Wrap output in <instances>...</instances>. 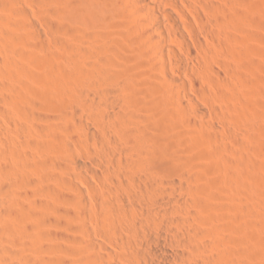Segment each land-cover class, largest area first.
Listing matches in <instances>:
<instances>
[{
	"label": "bare ground",
	"instance_id": "1",
	"mask_svg": "<svg viewBox=\"0 0 264 264\" xmlns=\"http://www.w3.org/2000/svg\"><path fill=\"white\" fill-rule=\"evenodd\" d=\"M7 1L8 5L1 0V7H15L12 9L19 14L20 23L36 41L29 42L27 36L17 34L24 45L18 49L15 42L19 38L13 39L11 31V37L2 35L0 20V34L4 36H0V47L8 59L3 64L8 71L2 75L0 68V264H264V254L250 247L252 232L259 233L258 228L240 209L231 206L238 199L234 189L245 184L241 163H232L223 179L210 176L213 163L208 153L221 154L207 142L215 140L217 134V126L207 119L208 110L217 114L225 103L213 95L209 101L208 93L198 90V98L207 103L206 115L192 95L183 99L186 82L182 75L169 70L167 60L169 50L174 54L170 62L176 60L182 72L191 71L195 86L205 74H215L218 79L216 67L207 60L211 52L207 59L208 54L200 57L203 70L196 71L171 46L169 40L177 38L188 54L195 51L186 36L187 24H182L186 20L177 10V2L196 13L203 30L218 36L214 22L225 29L233 26L238 34L231 32L239 37L226 35L228 41L247 39L251 46L264 51V0H97L95 4L89 0L101 8L94 18L97 26L93 23L92 28L76 20L88 0ZM41 19L67 36L62 44L66 65L52 52L49 54L53 56L37 54L39 47L48 51L53 48ZM190 28L201 47L203 37L194 26ZM117 33L133 44L129 54L126 50L125 60L115 58L114 46H83L89 40H116ZM262 59L254 57L248 63L249 81L259 80L256 72L264 68ZM76 72L80 77L74 78ZM130 74L135 78L134 83L131 79L132 88L126 82ZM66 78L75 92L76 106L71 110L58 106L64 108L61 118L65 121L52 123L51 119L59 115L51 118L47 114L54 108L45 109L47 114L43 110L49 95H57L58 80ZM86 78L96 79L97 91L86 86ZM263 82L258 84L262 86ZM10 101L22 105L17 114L34 121L32 129L39 137L32 143L19 131L17 140L10 137L11 126H19L11 124ZM233 103L238 115L247 116L243 105ZM189 109L192 114L187 113ZM85 112L90 120H77V114ZM181 124L190 131L183 134ZM67 141L84 150L85 160L74 156L71 165L40 154L43 147L59 148ZM32 170L38 174L34 177L36 189L28 187L23 178ZM88 178L96 184L89 183ZM201 178H207L214 188L206 187L203 193L199 190L198 196ZM247 213L250 218L254 216L253 210Z\"/></svg>",
	"mask_w": 264,
	"mask_h": 264
},
{
	"label": "rangeland",
	"instance_id": "2",
	"mask_svg": "<svg viewBox=\"0 0 264 264\" xmlns=\"http://www.w3.org/2000/svg\"><path fill=\"white\" fill-rule=\"evenodd\" d=\"M218 1H220V0H218ZM254 1H258V0H254ZM259 1H261V0H259ZM6 2H7V5H8V1L7 0H6ZM92 2L95 4L98 1L97 0H93ZM1 3H3V2H1ZM94 4L91 5L90 1L88 0L87 3L84 4V6H83L84 10L83 9L82 10L84 12H81V14H79L77 16V18H76V20H78L79 23L84 21V25L87 26L88 28L94 27V24H95V26H97V23H96L97 21L94 18H95V16H98L100 14V11H99L100 7H98V4L95 5V6H94ZM183 5H182V3L177 2V10L179 11V13H181L180 15L183 16V18L187 22V23L185 22V24L182 23L183 26L187 24L186 27L184 26L186 28V30L184 28L183 29L185 31H187V32H185L186 36L189 39V42L191 43V46H193L192 49H193V51L195 50L194 52L196 53L197 57H196L194 52L192 54H188L186 49L185 48L183 49L181 47L179 39L172 38V40H169V42H171L170 43L171 46L177 52L176 54L179 57H181L182 59H184L186 62H188V64L190 63L189 64L190 68H192L194 70H196L197 68L200 69V70L198 69L199 71L203 70V68H201V65H200L202 59L201 60H199V59H200V57L202 55L206 56L208 54L206 57L203 56V57H205L207 59V57L209 56V52H211V54H210L211 58L208 57L207 60H209V62L212 61V62H210V64H211V66L213 68L216 67V69L214 68V70H217L216 71L217 72L216 75H218V79H216L215 74L212 75V76L211 75L208 76L206 74L205 75L201 74L202 76H200V74H199V76H200L199 77V81L200 82H199L198 85L195 86V84L193 82H191V81H193V77H192V74H191L192 72L191 71L188 72V73H190V75H189L188 73H186L184 71L182 72L181 70H179V66H178L176 60L173 63L170 62L169 58L171 56H174V54L171 51H169V50L167 51V54H168L167 57H169V58H167V60L169 62L168 63V67H169V70L171 72H173L175 75H179V76L182 75L181 77L186 82V93L184 95L182 94V96L184 97L183 99H187L186 95H188V96L192 95L191 97H193L197 102L199 101V104L201 105V107L204 110H206L205 111L206 115L209 112V114L207 116V119H209V121H211V122L213 121L212 123H214V126L215 125L217 126V127L215 126L216 127L215 131L217 132V134L215 133V137L216 138L213 137L215 140L212 141V138L211 139H207L208 141L206 140L212 146V148L218 149V151L221 154V157H219V156L215 155L214 153H211V152L208 153L207 152L209 154V156H210L211 162L213 163V164L211 163L213 168L211 170L212 173H210L211 174L210 176L212 178H213V176L216 177L214 179H221V178L223 179L225 177V175L228 174L227 171H229L232 168V166H234V165H232V163H234L235 165H237V164L239 165L241 163L240 166H242L243 169H244V170L243 169H241V170H243L245 172L244 173L243 171L240 170L241 176L243 177L242 180L245 181V182L242 181V185L244 183L245 184L243 185L244 187L240 186L241 188L239 186H237V188L234 187L235 188L234 190H235V193H237L236 196H237L238 199H235L234 203L232 202L233 199H232V201L230 200V204L232 202L233 205H231V206H233V209L234 210L235 209L236 210L240 209L241 211L239 210V212L241 214L243 213V215L246 216L247 219L249 218L248 220L251 223H253L254 226L256 225L255 227L258 228V229L257 228L256 229L259 231V233L258 232H256V233L252 232V237H251V241H250V247H251V249L254 252L263 255L264 254V202H263L264 201V131H263L264 130V95H263L264 94V85L261 84L262 86H260V84H258V81H262V82L264 81V68H262V66H261L262 70L258 69L259 71L256 72V75H257L256 79H259V80H257V82L249 81L250 78H251L250 77L251 75H249L250 74L249 70L246 69V68L248 66V63L250 61H252L254 57L261 58V59L263 58L262 61H264V51L260 50L256 45H252L251 46L247 39H243V38H240V40L230 39L228 41L226 35H228V36L231 35L232 36L233 33L238 34L233 26H229L226 29L224 27H222L223 30H221L222 28L220 26H218L217 23L214 22L215 28L217 30L219 29L218 31H219L220 34H218V36L221 35V37H218V36L212 34L211 32H209L206 29L203 30V27L200 26V24H201L200 21L198 20L197 16H195L196 13H193L194 11H191L192 9L190 7H188L186 5L183 6ZM8 7L4 8L3 6L1 7V5H0V8H1L0 9V15H1L0 16L1 17L0 20H1V25H3L1 27L2 35H4L6 37L7 35H5V34H8V36L11 37L10 36V35H12L11 33H14L15 38H14V35H13L12 38L16 40V39L19 38V36L24 34L25 36H27V40L31 39L32 42L34 40L36 41V39L28 31V29H26L25 26H23V23L22 22L20 23L21 20H20V17L18 16L19 14L14 9H12V8H15V7H9V8ZM42 11L44 13V10H42ZM44 14H46V12ZM39 16H40V13H39ZM47 16H49V15L47 14ZM50 16H49V18H50V20H52L53 16L52 15H50ZM8 17H10V18H8ZM174 19H176V17H174ZM16 20H18L19 23ZM41 20H42V23H43L44 22L43 19H41ZM9 22H10V25H9ZM183 22H184V20H183ZM43 25H44V28H45V33L47 34V38L49 39V41H51V44L53 45V48L48 51L47 48H40L39 47V48L36 49V51L40 50V51H37V54L40 53L42 55V53L49 54V53L52 52V54H54V56L52 54H49V55H52L55 59L60 60L61 62H63V64L66 65V63H68V61L66 60L67 58L64 57L65 55L62 52L64 50V49L62 50V47L64 48L65 44H64V46L62 44L67 41V36L62 31L52 27L48 23L46 24L44 22ZM168 25H169V23H168ZM187 26H189V27H187ZM193 26H194L195 30H197V32H199V34L201 35L200 37L201 38L203 37L202 38L203 39V45L201 47L199 46V44H197V42L194 41L195 39H193L194 38L192 36L193 33H191V30H190L191 29L190 27H193ZM218 27H220V28H218ZM229 28L230 29L232 28V29L230 30ZM26 31H28V32H26ZM221 31H223V33ZM231 31L232 32L234 31V32L232 33ZM8 32H10V35H9ZM16 32H18V33H16ZM27 33L31 34V36L26 35ZM228 33H230V34H228ZM17 34L19 36H16ZM236 34H234L233 36H235ZM0 36H1V34H0ZM4 36H1V37H4ZM236 36H238V35H236ZM16 37H18V38H16ZM28 37H33V38H28ZM116 37L118 38L116 40H113L114 39L113 37H111V38L109 37V38L105 39V40H107V41L104 40L105 43L103 42V40L102 41L98 40V41H96L97 43H95L94 40H89L85 45L83 44V46H85V47H93V48L95 47V48H99V49L103 48L102 44H104L106 46H114L116 48L115 49L116 50V52H115L116 54H114L115 58L119 56V58H116V59H120V57H121V59L125 60L127 58L126 56H124V55L127 54L126 50L128 49V54H129V50H131L129 47L133 48L131 46L133 44H131V42H130L131 40L129 41V39L126 36L118 35V33H117ZM124 37L127 38V41H126V39ZM60 39H62V40H60ZM18 40H17L18 42L17 41L15 42V45H17L18 49H19V47L21 48L22 46H23L22 48H24V45L21 43L20 38ZM204 40H205L206 44H204ZM246 40H247V42H246ZM28 41L30 42V40H28ZM213 41H214V44H213ZM216 43H218V44H216ZM207 45L209 46V48L210 47L211 48L214 47V48L213 49H211V48L209 49ZM216 46H218L219 49ZM228 46H230V47H228ZM253 46H255V47H253ZM22 48H21V50H22ZM119 48H122L121 50H119L122 53L119 52L117 54V52H118L117 49H119ZM202 48L204 49V51L202 50ZM228 49H231L230 52H229ZM219 50H220V53L216 54L215 52H219ZM206 51H207V53H206ZM0 52H1L0 53V58L2 57V59H0V68L2 69L1 71H2V75H3L6 71H8V70L4 69L5 65H3L4 62L6 60H8V59L4 58V56H3L4 55V51H3V47L2 46L0 47ZM236 52H237L238 56L236 55ZM199 53H200V56L198 57ZM213 53H215V54H213ZM119 54H122V55H119ZM212 54L214 56V59H212V57H213ZM239 54H242V55L239 56ZM193 55H195V56H193ZM203 57H201V58H203ZM231 57L233 58V60H232ZM3 59H4V61H3ZM64 60H65V62H64ZM39 71H42V69L41 70L39 69ZM219 72H221V74ZM8 73L9 72H7L6 74H8ZM218 73L221 75V80L219 79L220 75ZM76 74H77L76 76H74L75 74L73 75L74 78L75 77H80L77 72H76ZM242 75H244V76H242ZM128 76L129 77H127V79H126L127 81L126 82H128L130 84H128L127 87L128 88L129 87L132 88L133 86L131 85L132 84L131 79L133 78L132 81L134 83V79L135 78H134V75H131V74L128 75ZM207 76H208V78H207ZM213 76H214V78H213ZM67 78L70 79L69 76ZM66 79L58 80L60 82L62 80L61 83L60 82L57 83V81H56L57 84L56 83L55 84L57 86L56 85L55 86L57 88V95L58 96L56 94H54V95L51 94V96L49 95V98L53 97L52 99L51 98L49 99L50 102L52 100L53 101H52V103H49V100H47V102H48L47 103L48 105L46 104L47 107L44 108V110L42 109L44 111L43 113L47 114V111L45 109H47V108H49V109L52 108L53 109L54 108L53 111H52L53 113L51 112V114H47L51 118L53 116H55L57 118V116L59 115L57 119H54V118H52L53 120L51 119V122L53 121L52 123H56V122L61 121V120L65 121L64 119L61 118V117H63L61 112L64 110V108L60 110V108H57L58 106L59 107L63 106V107H65V109L69 108L68 110H71L72 107L76 106V102H75L76 100H74V98H76V95H74L75 92L72 89L73 87L71 85V82L68 79H67V82H66ZM24 80H26V78H24ZM213 80L214 81H218L217 82L218 84H216ZM92 81H93L94 84L92 83ZM95 81H96L95 78H91V79L90 78H86V86L87 85H88L87 87L90 86L89 89H91L92 91H97L96 89H98V87H99L98 82L97 81L95 82ZM224 81H227L226 82L227 85H226V83ZM25 82H27V80ZM241 82H243V83H241ZM66 83L68 84L69 87H67ZM94 85H96V86H94ZM251 87H252V89H250ZM259 88H260V90H263V91L258 90ZM198 90L206 91V93H208L207 95H208V100L209 101L212 98V95H213V97H215V96L217 98L220 97V99L223 100V103H225V104H224L223 109H221V110L218 109L217 110V112H218L217 114L218 115L216 113L212 112V111L210 112L208 110V108L206 109V104L207 103L205 101H202L201 99L198 98V93H197V92H199ZM130 91L133 92L132 89ZM58 92H59L60 95L58 94ZM262 92H263V94H262ZM123 93L125 94L127 92L125 91ZM128 94L130 95V93H128ZM64 97H66L67 99L66 98L64 99ZM72 100H74V101H72ZM129 100H130V97H129ZM233 100L235 102H238L239 104H241V105H243L245 107V109L247 110V116L242 117V116L237 114V112H236L237 107L233 103ZM12 101H10V113H11L10 115H11V117H12V119L14 121H12L11 124L12 125L15 124L16 126L18 124L19 126L15 127V126H11V124H10L11 130H13V131H11V133H12L11 135L12 136L10 135V137H12L13 141H14V139L17 140V138H15V137H17L16 134L19 133V135L22 134L23 136L27 137L29 139V141H28L29 143H32L34 141V139L37 138V136L39 137L37 132H33V129H32L34 121H32L31 119L30 120L26 119L22 115V113L17 114L20 111L19 110L20 108H18V107H21L22 105H20L18 103L15 104ZM132 102H133V99H132ZM13 103H14V105H13ZM54 104H55V106H54ZM56 104H57V106H56ZM49 105L51 107H49ZM13 106L17 107L18 109L17 108L14 109L15 107H13ZM55 108H56V110H55ZM189 110L190 111H187V113L188 114H192L193 111H191V109H189ZM207 110H208V112H207ZM45 111H46V113H45ZM213 113H214V115H213ZM80 115H81L80 113L77 114V116H78L77 120L80 119V118H83V117L85 118L84 120L86 122H88L90 120V116H89L88 112H85L84 114H82L81 115L82 117ZM20 116H21L22 120L19 118ZM54 121H56V122H54ZM207 122H208V120H207ZM27 125H28V127H27ZM24 126H26V127H24ZM181 126H179V128L181 127L184 130V131H182V129H181L182 133L183 132L186 133L185 131H187V130H188L187 132L190 131V127L186 126L185 124H181ZM259 128H261V130ZM31 129H32V131H31ZM181 139H183V138H180V140ZM209 140H211L210 141L211 143L209 142ZM67 142H66L65 145L63 144L64 147H63V145L59 146V148L43 147V148L39 149L40 154L43 155V157L45 156L44 158H47L49 160H53L54 162H57V163L66 162V163H71V165L73 164L74 156H79V158L81 156V159L85 160L86 154H85V152H83L84 150L81 149L82 150L81 151L80 148H78L79 146H77V144H74L73 142L71 143L73 146L71 144H69V141H67ZM185 142L187 143L186 140H185ZM74 145H76V146H74ZM92 146H94V145L92 144ZM66 148H67L68 151L66 150ZM77 148L81 152L78 151ZM69 149H70V151H69ZM197 149H200V151H202V149L200 147H198ZM75 150L78 151L79 153L77 154L76 152H74ZM16 152H18L17 154L20 153L19 151H16ZM73 153H75L76 155L73 154ZM65 154H66V156H65ZM69 155H72L73 157L69 156ZM68 156L72 157L73 159L70 161L71 158H69ZM7 157H8V155H7ZM241 158H244V160H246L247 162L244 161L243 159H242L243 160L242 161ZM62 159H63V161H62ZM246 163H247V165H246ZM35 172H36L35 170L29 171V172H25L24 173L25 175L23 176L24 181H26L27 186L30 187L32 185L33 189L37 188L36 187L37 183L35 182L34 179L37 178L38 174H37V172L35 174ZM88 179H90V178H88ZM203 180H205V181H203ZM207 180H208L207 178L206 179L205 178H203V179L201 178L200 179V183H199L200 188L196 192V194L198 196H200V194L198 193L199 190H201V192L203 193L206 190V187H207V189L214 188V186L212 187V185H210L209 181H207ZM78 181H80V180H78ZM89 181H91V183L96 184L93 179L88 180V182ZM80 185L83 186V188H84V185L82 183ZM203 188H205V189H203ZM202 193H201V195H202ZM240 198L243 199V201ZM234 204H237V206L234 205ZM248 209L253 210V212H254V216L251 217V218L248 217V213H247ZM58 230L59 231H65V229H63V228L62 229L58 228ZM253 262H255V261H253Z\"/></svg>",
	"mask_w": 264,
	"mask_h": 264
}]
</instances>
